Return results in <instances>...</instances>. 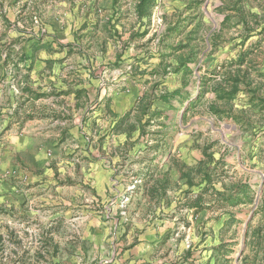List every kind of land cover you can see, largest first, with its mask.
Wrapping results in <instances>:
<instances>
[{"label": "rangeland", "instance_id": "1", "mask_svg": "<svg viewBox=\"0 0 264 264\" xmlns=\"http://www.w3.org/2000/svg\"><path fill=\"white\" fill-rule=\"evenodd\" d=\"M139 2L0 0V145L67 100L71 130L64 172L5 176L48 204L0 235V264H264V0H154L141 16ZM64 4L95 18L64 46L70 84L86 74L95 95L33 90L31 72L61 65L30 39L56 36L45 11Z\"/></svg>", "mask_w": 264, "mask_h": 264}, {"label": "crops", "instance_id": "2", "mask_svg": "<svg viewBox=\"0 0 264 264\" xmlns=\"http://www.w3.org/2000/svg\"><path fill=\"white\" fill-rule=\"evenodd\" d=\"M40 12L41 10H39V13ZM45 12L46 17L44 25H49L47 26V29L56 36L46 38V40L41 41H38V39L33 37L30 39V45H46L48 47L45 49L47 53L38 55V58L57 63L58 65H61V67L57 66L55 70H47L44 71V73H40V67L38 66L30 73V78L34 82L33 87H35L33 90L40 87L41 92H48L49 90L55 91V93H60L62 95L61 98H64L63 94L65 93L69 94L72 91L76 92L81 89L86 90L88 95H95L98 91V85L94 83L93 79H89L86 74L84 76H79V78H81L82 81L85 80L87 85L82 87V85L74 86L70 84L69 79L66 77L67 71H65V68L70 65L68 58L69 55L68 50L64 48V46L67 45H77V42H75L76 39L70 35L73 31L72 25H88L90 27L88 28L89 32L93 36L94 33L92 32V27L96 25L95 18L92 17L91 13L89 14L87 8H78L77 12V10L72 8L70 5L67 6L65 4L62 7H49ZM16 13H18V11ZM78 14H81L80 18ZM39 21L43 25L41 19ZM96 40V37H93L89 44H95ZM59 46L63 49H60ZM29 56L30 55H27V57ZM31 57L32 56H30V58ZM39 76L43 77L42 82H38ZM37 92H39V90ZM52 108L56 109V116L60 115V117L53 118L51 116H46L45 114L42 118H34L30 121L21 120L18 123L20 126V133L6 136V145H0V209L4 211L3 214L0 215V235L3 237L7 235V231L10 226L16 228L17 223L19 222L16 220L17 218H25L24 214L28 215V217L33 215L32 213L34 211H32L31 208L32 204L35 205L38 202H44L43 205L48 204V200L46 198L38 199L22 197L19 182L12 179L7 180L5 179V176L8 174L9 176H12L13 179H22L23 172L19 169L22 164L26 166L28 162L31 163V165L38 166V169L40 167L42 169V173H40L38 177H35V181L52 176V168L59 173L64 172V159L70 153L68 142L63 140V136L69 135L71 131L69 130L70 124H66L68 122V117L64 115L69 111L68 100L62 103L61 106ZM65 126L66 128H64ZM54 128H56V130H54ZM72 130L75 131V128ZM73 134L76 139L80 140L77 141V143H81L83 141L81 136L76 135V131ZM90 150L91 149L89 148L88 152H91ZM12 159L13 164L10 163ZM5 161L7 164L4 163L3 165V162ZM94 170L102 171L103 169H97L96 167ZM83 171L85 172L84 169ZM100 181L102 186L99 185L98 190L105 192L104 183L102 180ZM92 183L95 184L96 180ZM40 184H42V181H40ZM41 186L42 185L39 187ZM27 206H29V212L23 213V207ZM9 213L13 218L9 216Z\"/></svg>", "mask_w": 264, "mask_h": 264}, {"label": "trees", "instance_id": "3", "mask_svg": "<svg viewBox=\"0 0 264 264\" xmlns=\"http://www.w3.org/2000/svg\"><path fill=\"white\" fill-rule=\"evenodd\" d=\"M154 0H140V2L138 3V13H137V15H142L143 13H141V9L143 8V6L145 5V4H149V3H151V2H153ZM178 29V27L176 28V29H174V30H177ZM174 30H172V31H174ZM238 81L235 79L234 80V83L232 84V86L231 87H229L227 90L226 89H224V87H221V85H219V86H215L214 88H213V91L215 92V94H216V96H217V98L219 99V100H226V101H232V99L235 97V95L237 94V92H238ZM176 94H177V92H175ZM174 93V94H175ZM167 96L168 95H165L163 98H164V100L165 101H168V99H167ZM211 108V110H213V111H215V113H219L220 111H216L217 109H215L214 107H210ZM205 178H207V179H209V175L208 174H205ZM226 201L227 200H230V198H228V199H225ZM193 205H192V207L193 208H196V211H199V210H202L203 208H202V204H203V199H202V197L201 196H198L194 201H193V203H192Z\"/></svg>", "mask_w": 264, "mask_h": 264}]
</instances>
